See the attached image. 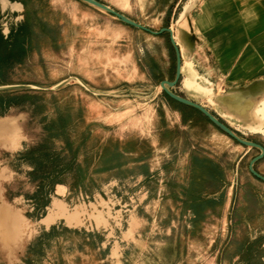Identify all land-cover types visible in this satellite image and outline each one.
Here are the masks:
<instances>
[{"label":"crops","instance_id":"obj_1","mask_svg":"<svg viewBox=\"0 0 264 264\" xmlns=\"http://www.w3.org/2000/svg\"><path fill=\"white\" fill-rule=\"evenodd\" d=\"M95 1L139 24L140 19L131 15L138 12L144 28L155 27L157 32L171 29L173 24L178 28V38L173 40L180 59L179 77L169 90L260 146L263 155L256 163L262 168L256 171L264 176V0ZM82 7L86 11H80ZM114 19L79 0H0L3 120L12 121L17 128L12 113L19 105L12 97L26 84L19 80L18 71L29 60L64 62L65 85L84 96L113 101L118 110L125 103L138 101L145 112L138 116L129 112V123H135L130 134L138 147L127 152L129 163L122 168L128 172V186L137 192L136 201L130 200L129 224L131 220L141 222L143 204H147L146 210L165 204L172 213L167 233L176 229L173 220L178 225L182 221L191 235L210 232L214 264H264V182L239 167L249 148L231 162L211 151L207 136L221 138L219 130L197 110L173 102L163 91L154 93L153 66L162 65L155 76L158 86L174 78L175 56L168 33L150 36L165 35L173 52L172 77L167 56L153 58L146 45L137 54L130 32L136 28ZM137 88L144 96L135 95ZM153 100L157 104L153 105ZM195 115L207 123V131L197 126ZM122 182L116 179L114 188ZM66 194L65 188L56 185L37 223L46 226L30 234L23 251L38 243L42 231L47 233L60 225L82 234L86 241L96 238L97 253H120L121 241L115 239L106 210L97 209L100 200L94 199L96 207L88 206L89 214L84 207L79 218L77 210L66 203ZM170 205L177 206L176 214ZM84 214L87 225L85 221L76 224ZM48 217L51 222L47 224ZM136 232L132 230L130 235L136 236ZM217 237L223 240L216 248ZM222 253L224 261L220 260Z\"/></svg>","mask_w":264,"mask_h":264},{"label":"rangeland","instance_id":"obj_2","mask_svg":"<svg viewBox=\"0 0 264 264\" xmlns=\"http://www.w3.org/2000/svg\"><path fill=\"white\" fill-rule=\"evenodd\" d=\"M86 9L79 8L80 11ZM131 15L140 19L139 24L133 22L142 26L143 18L139 13ZM146 29L152 32L158 30L155 27ZM165 29L170 30L172 39L177 40L179 30L174 24L171 29ZM141 31L130 29L131 38L137 44V54L139 48L146 45L153 58L161 59V55H166L169 59L168 73L172 77L173 52L166 43L165 35L152 38L150 34ZM158 66H153L152 69L154 93L162 92L155 78L161 71L162 65ZM63 68L64 62L42 59L26 61L18 71L19 80H24L26 84L17 88L18 91L12 97L19 105L12 113L18 122L15 130L16 145L3 146L0 143V205L5 213L12 214L10 217L14 222V234L9 238H14L0 241V264H214V254L209 249L214 237L210 236V232L191 235L181 225L182 221L178 225L173 220L176 229L167 233V222L172 221V213L165 204H155L153 208L151 205L148 210L145 208L147 204H143L139 213L141 222L133 223L131 220L129 224V204L130 200H135L137 192L128 186V172L122 168L129 163L127 152L138 147L135 137L130 134L135 123H129V117L143 114L144 107L133 100L121 105L118 110L113 107V101L84 96L74 87L64 84ZM173 87L166 88L169 90ZM136 92L137 97L144 96L141 88H137ZM163 98L157 99V102ZM157 102L153 100L152 104ZM5 117L6 114L0 113V120ZM195 121L197 126H202V130L207 131L208 125L201 117L195 115ZM233 132L239 138L248 140V136ZM219 134L222 139L207 136L210 141L207 147L222 154L223 159L234 161L238 154L247 150V147L237 144L222 132ZM108 150H116V164L105 171L103 169L110 164L104 158ZM257 154L258 151L249 148L239 163L242 172L251 177L247 161L250 159V163ZM256 162L251 167L260 175L256 168L262 166ZM116 179L123 181L121 187L114 188ZM56 185L65 188V201L77 210L79 218L85 212L84 207L87 210L88 206L90 209L92 206L96 207L94 199L100 200L97 209L106 210L115 239L121 241L120 253H97L94 247L98 243L96 238L94 241H86L82 234L68 231L60 225L47 233L42 231L38 243L23 251L30 234L46 226L44 223L42 226L37 223L44 215V207L50 202ZM150 201L156 199L150 198ZM172 208L176 214L177 206L170 205V209ZM86 213L89 214V210ZM83 216L84 219H79L76 224H83L85 221L87 225L88 220L85 214ZM45 222H51V217ZM135 229L136 236L130 235ZM222 240V237H217L216 248ZM223 256L224 253L220 256L221 261Z\"/></svg>","mask_w":264,"mask_h":264},{"label":"water","instance_id":"obj_3","mask_svg":"<svg viewBox=\"0 0 264 264\" xmlns=\"http://www.w3.org/2000/svg\"><path fill=\"white\" fill-rule=\"evenodd\" d=\"M81 2H84L86 4H89L95 8H98L110 15H112L113 17H115L118 21H120L121 23L128 25L130 27L142 30L148 34L151 35H157L161 32H166L169 35V41L170 44L173 47V51H174V56H175V73H174V78L171 82H167V81H162L159 84V87L161 88V90L164 92V94L171 100H173L174 102L184 105V106H188L191 107L195 110H197L200 114H202L217 130H219L220 132H222L223 134H225L227 137H229L230 139H232L233 141H235L237 144L247 147V148H254V149H258L260 151V153L255 156L254 158L251 159L249 166H248V171L249 173L256 179L263 181L264 182V178L260 175H258L256 172L253 171L251 165L256 162L257 160L262 158L263 155V150L260 146H258L255 143H252L248 140H244L239 138L231 129H229L226 125H224L222 122H220L217 118H215L214 116H212L207 110H205L203 107L183 98L180 97L178 95L173 94L172 92H170L166 87H173L179 77V68H180V59H179V53H178V49L175 46L174 40L172 39L171 36V32L168 29H161L159 32H152L136 23H134L133 21L127 19L126 17H124L123 15L109 9L108 7L98 3L95 0H79Z\"/></svg>","mask_w":264,"mask_h":264},{"label":"bare ground","instance_id":"obj_4","mask_svg":"<svg viewBox=\"0 0 264 264\" xmlns=\"http://www.w3.org/2000/svg\"><path fill=\"white\" fill-rule=\"evenodd\" d=\"M16 126L13 125L12 121H0V143L1 145H11L12 147L16 145V136H15ZM3 205V204H2ZM4 206V205H3ZM12 215V214H10ZM8 213H5L4 208L0 205V241L3 242L4 238L7 240L11 238L10 235H13L12 224L13 219ZM16 217V216H15ZM16 221L19 222L18 218ZM13 240V239H12Z\"/></svg>","mask_w":264,"mask_h":264},{"label":"trees","instance_id":"obj_5","mask_svg":"<svg viewBox=\"0 0 264 264\" xmlns=\"http://www.w3.org/2000/svg\"><path fill=\"white\" fill-rule=\"evenodd\" d=\"M114 152L116 153V150L115 151H113V150H111V151H107V153L104 155L105 157V160H107V161H110V162H108V163H110V164H108L103 170H110V169H112L113 167H114V165L116 164L114 161H115V159H116V155L117 154H114Z\"/></svg>","mask_w":264,"mask_h":264}]
</instances>
